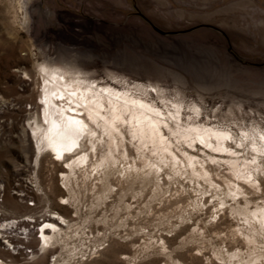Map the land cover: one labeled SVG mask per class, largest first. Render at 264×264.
Masks as SVG:
<instances>
[{"label": "rangeland", "instance_id": "obj_1", "mask_svg": "<svg viewBox=\"0 0 264 264\" xmlns=\"http://www.w3.org/2000/svg\"><path fill=\"white\" fill-rule=\"evenodd\" d=\"M41 61L74 65L86 72L82 74L86 78L107 84L114 81L122 90L136 92L137 82L154 84L163 89L166 104L181 100L185 120L201 119V123L213 122L230 130L233 137L226 142L250 159L253 154L241 127H264V0H0V201L19 183L45 192L51 210L69 217L79 204L82 209L72 222L87 219L85 224L107 235L104 249L83 264H174L175 259L184 264H218L214 246L246 250L240 239H232L230 232L237 221L228 212L210 224L214 208L208 196L207 213L204 209L192 212V222L180 223L177 202L189 203L196 185L187 180L183 183L189 190L186 194L182 189L180 196L174 194L177 183H173L170 202L162 204L156 198L146 204L151 192L140 181L131 188L123 183L122 189L112 177L118 190L106 200L100 182L83 179L80 172L77 181L69 182L67 194L73 195V204H59L60 196L69 201L59 180V171L66 166L40 151L35 160L23 134L31 97L29 93L20 96L24 92L21 77ZM29 87L36 89L37 84ZM151 91L148 98L163 107ZM36 99L34 94L32 101ZM198 147L208 150L199 143ZM128 148L136 155L129 143ZM103 149L98 147V156ZM259 157L264 160V151ZM209 166L215 179L225 184L218 177L229 175L226 165ZM255 175L261 190L244 185L251 205L264 200V173ZM92 182H96L95 189ZM124 202L132 208L128 210ZM200 219L206 221L202 256L195 254L199 242L190 239L196 221L203 227ZM160 238L166 241L170 256L160 251ZM52 251L48 249L40 259L43 264ZM0 255L14 264H35L36 260L23 255L12 259L7 252Z\"/></svg>", "mask_w": 264, "mask_h": 264}, {"label": "bare ground", "instance_id": "obj_2", "mask_svg": "<svg viewBox=\"0 0 264 264\" xmlns=\"http://www.w3.org/2000/svg\"><path fill=\"white\" fill-rule=\"evenodd\" d=\"M31 68V73L24 70V76L21 77L20 85L24 87V92L20 96L25 97L29 93L27 96L31 97L30 113L23 134L35 160L40 152L55 154L58 160L66 163L62 172L65 185L68 186L72 178L77 181V174L81 172L83 179L100 182L106 200L110 197L109 193L118 190L111 181L112 177L122 189L123 183H127L129 188L137 181L148 185L151 194L146 204L156 198L162 204L163 201L170 202L173 199V183H177L173 192L177 196L182 191L185 194L189 192L183 184L185 180L196 183L192 187L193 196L189 203H179L181 199L177 202L180 223L187 219L192 222V212L204 209L207 213L208 196L214 208L209 216L210 224L221 219L220 213L224 215L228 212L237 221V226L230 232L232 239H240L246 246L245 251L239 246L233 250L226 247L220 250L214 246L213 258L216 262L264 264V248H260L261 242H264V200L251 205L253 201L247 197L244 187L261 190L255 173H264V160L259 157L264 151V127H241L244 142L248 143L253 154L248 159L241 157L240 150L226 142L228 137H233L230 130L212 125L213 122L201 123V119L188 120V117L185 120L182 117L181 100H169V104H166L163 102L166 99L163 89L154 84L134 83L138 91L136 93L120 89L117 84H113L116 83L114 81L107 84L96 79L90 80L82 75L85 71L74 65L41 61L34 62ZM31 83L37 84L36 89L29 87ZM151 90L164 103L163 107L154 102L152 97L148 98ZM34 94L37 99L32 101ZM164 127L166 130H163ZM128 143L134 147L136 155L130 153ZM198 143L208 150L198 147ZM243 143L240 139L239 144ZM99 146H104V149L98 156ZM93 157L95 160L90 163ZM210 164L226 165L229 175L218 177L225 184L215 179ZM18 177L21 179L20 175ZM33 182L36 185L37 177ZM11 189L12 193H6L4 202L0 201V238L3 239H0V253H9L12 259L16 255L26 258L30 254L29 258L36 259L35 264H43L40 259L45 258L48 249H53L51 241L58 243L63 238L62 234H66L64 227L68 228V221L56 209L51 210L48 197L45 192H38L39 188L15 183ZM64 199L68 201L67 197ZM31 201L33 205L28 203ZM124 203L127 209L132 208L130 203ZM8 205H14V209H9ZM199 221L204 225L202 227L196 221L191 228L190 239L199 242L195 254L202 256L206 221ZM41 223L44 226L38 238L34 234V227ZM173 226L175 228L177 225ZM22 233H26V242ZM182 239L185 244L186 237ZM158 240L160 251L170 256L164 238ZM24 244L27 248H33L31 253L23 251ZM0 264L14 263L7 262L0 255ZM174 264L184 263L175 259Z\"/></svg>", "mask_w": 264, "mask_h": 264}, {"label": "built area", "instance_id": "obj_3", "mask_svg": "<svg viewBox=\"0 0 264 264\" xmlns=\"http://www.w3.org/2000/svg\"><path fill=\"white\" fill-rule=\"evenodd\" d=\"M51 155V160L56 163H61L63 167L66 166V163L63 160H58L55 156V154H49ZM36 173L34 172V175ZM59 180L62 184V190L64 194L68 192L69 185H65L62 172L59 171ZM75 184L76 181L74 182ZM96 182H92L91 186L95 189ZM63 195V194H62ZM69 196V194H67ZM66 197V196H65ZM64 197V198H65ZM64 198L58 197V203L61 205H70L73 204L71 202V196H69V201H66ZM75 204H78L79 202L77 200H73ZM30 205H33V201L30 202ZM79 206V204L74 207V215L72 214V217L67 216L66 214H63L65 216V219L68 221V228L64 227L66 234H62L63 238L56 242L51 241L50 245L53 248V256H51V252L49 254L48 263L46 264H83L84 262L88 261L89 259H92L94 256H97L99 252L104 249L106 246V233H104L102 230L99 229H93L89 225L85 224L88 220L86 219L85 222H72L75 220L76 217H78L79 209L81 210L82 207ZM86 207H84L85 210ZM42 218V217H41ZM40 218V219H41ZM56 221L61 222L60 219L56 218ZM35 221H32L34 223ZM63 225H65L63 223ZM44 226V223H41L34 227V234L36 237L40 238V229ZM38 231V232H37ZM51 231V230H50ZM26 232V231H24ZM26 242L25 235L26 233L21 234ZM59 239V238H58ZM64 241V243H63ZM41 242V240H40ZM53 243V244H52ZM41 244V243H40ZM26 244L23 245V251L25 253H31L33 248H25ZM36 248V247H35ZM30 254L27 256L29 258ZM55 262V263H54Z\"/></svg>", "mask_w": 264, "mask_h": 264}, {"label": "snow or ice", "instance_id": "obj_4", "mask_svg": "<svg viewBox=\"0 0 264 264\" xmlns=\"http://www.w3.org/2000/svg\"><path fill=\"white\" fill-rule=\"evenodd\" d=\"M45 227H49L48 225H45Z\"/></svg>", "mask_w": 264, "mask_h": 264}]
</instances>
